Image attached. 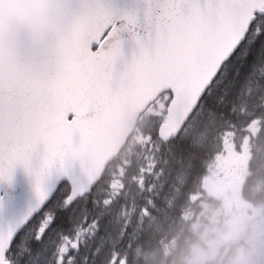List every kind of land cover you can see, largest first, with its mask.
Returning <instances> with one entry per match:
<instances>
[{
  "label": "snow or ice",
  "instance_id": "1",
  "mask_svg": "<svg viewBox=\"0 0 264 264\" xmlns=\"http://www.w3.org/2000/svg\"><path fill=\"white\" fill-rule=\"evenodd\" d=\"M261 63L264 0H0V183L22 169L32 198L0 218V264H75L64 225L82 199L69 165L84 108L146 91L167 106L183 90L190 117ZM50 230L62 241L51 249Z\"/></svg>",
  "mask_w": 264,
  "mask_h": 264
},
{
  "label": "trees",
  "instance_id": "2",
  "mask_svg": "<svg viewBox=\"0 0 264 264\" xmlns=\"http://www.w3.org/2000/svg\"><path fill=\"white\" fill-rule=\"evenodd\" d=\"M256 56L259 60L261 53L257 51ZM237 70L239 77L234 75L231 82L225 84L206 105L202 104L177 136L166 141L160 139L156 128L158 123H152L149 133L155 143L148 150L152 160L149 173L143 171L139 174V159L130 158L123 187L117 198L110 199L105 192L107 173L125 146L108 165L102 178L78 201L71 228L64 225V234L72 233L85 218L90 223L96 222L97 229H108L106 234H112L114 238L112 245L107 243L105 247L113 249L117 257L125 256L126 264L135 262L131 259L135 249L148 253L157 250L162 242L176 239L179 250L192 241L186 218L190 197L198 191L201 178L212 160L223 150L226 132L239 134L257 119L260 128L250 142L251 171L261 169L264 161V79H260L264 76V63L257 65L252 74L247 72V65ZM140 123L141 120L137 130L146 135L147 131L141 129ZM130 175L135 177L131 179ZM140 175L145 179L142 187L137 182ZM175 254L176 250L165 258L164 264H181L176 261Z\"/></svg>",
  "mask_w": 264,
  "mask_h": 264
},
{
  "label": "rangeland",
  "instance_id": "3",
  "mask_svg": "<svg viewBox=\"0 0 264 264\" xmlns=\"http://www.w3.org/2000/svg\"><path fill=\"white\" fill-rule=\"evenodd\" d=\"M166 100L167 97L158 98L146 109L140 123L146 135L141 130L135 131L118 161L108 170L105 192L110 199L117 198L123 187L130 158L139 159V174L149 173L152 160L148 150L155 143L149 129L152 123L158 126L165 120ZM259 128L258 120L254 119L239 134L226 132L223 150L212 160L198 191L190 197L186 218L193 240H186L189 243L179 250L176 239L162 242L157 250L148 253L135 249L131 258L135 262L131 264H138L139 260L140 264H164L174 250L175 259L181 264H264V161L255 172L249 164L253 157L251 138ZM144 180L141 175L137 178L141 187ZM38 223V218L32 220L29 228L34 230ZM95 225L96 222L84 225V221L76 225L74 241L78 240L81 247L79 253H73L75 264H126L125 256L117 257L113 249L105 247L107 243L112 245V234L107 235L108 229L103 232ZM45 238L51 240L50 249L62 242L51 230Z\"/></svg>",
  "mask_w": 264,
  "mask_h": 264
},
{
  "label": "water",
  "instance_id": "4",
  "mask_svg": "<svg viewBox=\"0 0 264 264\" xmlns=\"http://www.w3.org/2000/svg\"><path fill=\"white\" fill-rule=\"evenodd\" d=\"M130 3L132 0H117ZM157 99V91H146L132 99L117 103L93 105L84 108V117L77 124V144L70 161L72 196L87 194L102 178L108 164L118 156L132 135L140 115ZM194 100L183 90L176 92L168 103L165 121L157 128V135L166 141L179 134L189 118ZM59 124V119L57 120ZM58 143H64L58 137ZM31 178L17 169L9 184L0 183V204L4 212L0 218L11 219L21 215L31 203Z\"/></svg>",
  "mask_w": 264,
  "mask_h": 264
},
{
  "label": "flooded vegetation",
  "instance_id": "5",
  "mask_svg": "<svg viewBox=\"0 0 264 264\" xmlns=\"http://www.w3.org/2000/svg\"><path fill=\"white\" fill-rule=\"evenodd\" d=\"M237 165V164H236Z\"/></svg>",
  "mask_w": 264,
  "mask_h": 264
}]
</instances>
